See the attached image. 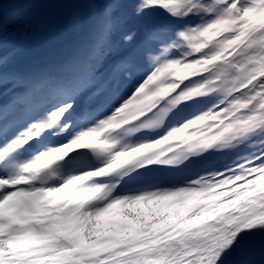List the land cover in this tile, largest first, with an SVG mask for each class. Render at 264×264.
Listing matches in <instances>:
<instances>
[{"label":"snow or ice","instance_id":"snow-or-ice-1","mask_svg":"<svg viewBox=\"0 0 264 264\" xmlns=\"http://www.w3.org/2000/svg\"><path fill=\"white\" fill-rule=\"evenodd\" d=\"M191 15L157 0H0V202H15L18 218L4 221L0 264H25L21 254L41 243L26 233L44 231L51 215L58 251L78 253L76 264H132L122 258L133 254L145 264H264V134L211 170L150 162L107 184L97 174L104 164L76 147L59 161L62 178L43 186L24 179L42 152L115 111L150 75L146 57L159 59L152 50L180 27L172 21ZM54 128L62 132L53 143ZM161 184L169 186L149 199ZM67 189L65 198L50 195Z\"/></svg>","mask_w":264,"mask_h":264},{"label":"rangeland","instance_id":"rangeland-1","mask_svg":"<svg viewBox=\"0 0 264 264\" xmlns=\"http://www.w3.org/2000/svg\"><path fill=\"white\" fill-rule=\"evenodd\" d=\"M187 1L189 0H157V3L169 10L180 9L178 15H183L188 12L189 8H183L181 5ZM192 4L194 16L201 17L199 18L200 21L195 23L191 32L176 31L177 33L173 34L178 37L175 47L179 49L181 47L182 51L179 52L176 60L173 58L168 62L170 64L168 69H172L174 74L183 80V76L213 67V70L210 69V73L200 80V87L198 88H206L203 90H207L208 96L211 92L220 89V98L216 96L215 100H212L214 104L216 99L226 97L230 92L241 91V94L237 95L230 103L229 106L232 109L225 111L226 116L232 120L226 125L228 133L225 132V134L228 135L226 137L218 135L219 137L214 138L212 136L213 131H210L208 133L210 137L205 139L198 150L200 151L209 143V145H213L215 141L211 138L230 143L233 142L234 137L237 138L234 142L247 141L244 145L247 148L264 134V87H258L264 79V61L260 60V57L261 59L264 58V50L262 49L264 46V13L258 9L262 0H247V3L232 0L229 4L228 0H215L209 8L217 4L218 15L212 22L205 24L202 23L203 14L209 8H206L204 0H195ZM230 7L235 8V12H232ZM218 28H223L226 33L222 35L223 38L220 41L213 42L215 37L219 35L217 33ZM24 36L25 34L19 38L20 42L24 40ZM171 45L174 44L171 43ZM193 53H197L196 59L184 63V56ZM259 55L260 57L256 58ZM235 56H238L236 61ZM223 86H226L227 90H222ZM172 87L168 86L167 89ZM180 103L184 104L183 98ZM123 104H127V102L125 101ZM239 110L249 114L248 122L244 120L243 115L241 118L238 115L234 116ZM210 129L211 124H206L200 132ZM214 147L221 148L222 145L217 144ZM27 237L39 240L41 243L36 249L22 253V257L27 256L28 259L25 264H49L52 260L50 258L60 253L56 243V229L51 224L39 234H32ZM0 246H2V241H0ZM60 256L64 255L61 254Z\"/></svg>","mask_w":264,"mask_h":264},{"label":"bare ground","instance_id":"bare-ground-1","mask_svg":"<svg viewBox=\"0 0 264 264\" xmlns=\"http://www.w3.org/2000/svg\"><path fill=\"white\" fill-rule=\"evenodd\" d=\"M260 10H262V12L264 13V5L260 8ZM258 57H260V55L257 56L256 58H258ZM260 60H262L261 57H260ZM206 92H207V90H203V89L199 88L196 91H188L187 95L189 97H193V96H198V95H202V94H207ZM210 95L213 96L212 94H210ZM204 100L208 101L209 98L208 99H204ZM243 118H244V120L246 122H248L249 114L248 113H246V114L244 113ZM103 123H104V121L102 120V122L100 124H103ZM98 128H96V129H98ZM217 128H218V126H217ZM221 133L224 135V137L227 136V134H225V129H222ZM99 141H100L98 143V150L100 152L99 156H100L101 161L104 162V163H108L111 160H115L116 157H120V156L126 154V152H124L122 150L118 151L120 148L118 149V148H114V147L110 146V144L108 143L106 137L100 136L99 137ZM241 144L242 143L233 144V145H230L228 147H225V148L221 149L220 151L219 150H214V149L211 152L208 151L206 153V155L203 157L204 162L201 163L200 165H206L205 162H210V164H213L212 166L214 168H220L221 167V163H228V159L224 157L225 153L227 151H229V150L233 151L234 149L238 148ZM216 157L218 159H221L220 163H216ZM194 160H195V162L197 164L200 163V158H195ZM71 194H72V190L69 189L68 190V196H70ZM50 195H55V194H50ZM62 195L63 194H57V197L60 198ZM80 195L81 194H77V198H79ZM5 209L6 208L4 206L3 210H5ZM7 209H8V207H7ZM9 209H13V208H9ZM39 233L40 232H36L33 229V230L27 232L26 236H29V235H32V234H39Z\"/></svg>","mask_w":264,"mask_h":264},{"label":"trees","instance_id":"trees-1","mask_svg":"<svg viewBox=\"0 0 264 264\" xmlns=\"http://www.w3.org/2000/svg\"><path fill=\"white\" fill-rule=\"evenodd\" d=\"M122 259H125V260H128V261H131L132 262V264H134V261L133 260H131V259H128L127 257H125V258H122ZM139 264H145V262L144 261H139Z\"/></svg>","mask_w":264,"mask_h":264}]
</instances>
